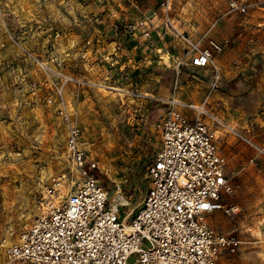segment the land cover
Masks as SVG:
<instances>
[{
	"label": "rangeland",
	"instance_id": "374dc122",
	"mask_svg": "<svg viewBox=\"0 0 264 264\" xmlns=\"http://www.w3.org/2000/svg\"><path fill=\"white\" fill-rule=\"evenodd\" d=\"M108 1L0 0V264H28L9 259L5 250L39 214L42 183L65 164V129L57 103L47 101L57 72L91 83L67 84L65 106L98 161L111 205L128 214L127 222L148 187L146 168L159 146L157 124L166 106L156 98L175 94L200 104L208 95L205 106L218 117L214 135L234 185L222 202L237 207L236 213H210L209 223L242 241L218 264H264V155L255 149L264 147V0H238L244 12L231 11L228 0H171L168 16L161 0H119L109 11ZM154 17L168 43L153 51L151 63L129 66L130 72L120 63L127 55L121 47L144 36ZM167 19L190 39L207 33L224 44L216 57L218 88L210 90L208 68L189 66L190 52ZM102 26L109 27L106 33L94 30ZM98 35L105 36L98 48L106 47L87 65L77 44L86 47ZM153 79L163 94L151 86Z\"/></svg>",
	"mask_w": 264,
	"mask_h": 264
},
{
	"label": "built area",
	"instance_id": "2783aa9c",
	"mask_svg": "<svg viewBox=\"0 0 264 264\" xmlns=\"http://www.w3.org/2000/svg\"><path fill=\"white\" fill-rule=\"evenodd\" d=\"M228 4L231 11L246 8L238 0ZM160 7L168 16L171 0H161ZM169 24L190 52L189 66L208 68L210 90L218 88L216 57L224 44L207 33L190 39ZM143 33L145 38L150 34L146 29ZM180 65L181 61L174 65L176 77ZM56 77L47 101L57 103L56 113L65 129V164L42 183L39 214L6 248L9 259L28 264H218L223 253L238 249L240 239L215 231L209 223L210 213H236L237 207L222 202L234 185L225 173L226 159L214 135L218 117L205 106L208 95L200 104L177 100L175 94L156 98L166 106L157 124L159 146L146 168L148 187L127 222L128 214L121 216L111 205L99 180L98 161L84 147L83 130L70 106H65L67 84L91 83L65 72ZM255 149L264 155V147Z\"/></svg>",
	"mask_w": 264,
	"mask_h": 264
},
{
	"label": "crops",
	"instance_id": "0c3cea01",
	"mask_svg": "<svg viewBox=\"0 0 264 264\" xmlns=\"http://www.w3.org/2000/svg\"><path fill=\"white\" fill-rule=\"evenodd\" d=\"M110 1L113 2V4L110 3ZM108 1V7L107 10H111L113 6H115V1H119V0H110ZM106 12L105 14L109 15V12ZM152 23V27H149V37L145 38L142 35H138L137 37V42L134 41H130L127 40V42H124L123 44V48L121 47V51H126L125 53L127 54L126 57H122V59H120V63H123L122 65H126L125 68L131 72L132 69L129 68V66H132L136 69L139 68V66H147L149 63H151V59L155 56L153 54V51H157L160 46H165V44H167L168 42H166L163 38H161V33L160 31H162V25H161V19L159 18H151L149 20ZM109 26V25H108ZM109 27L106 26H102V27H96L94 30L98 31V32H103L106 33L105 31H107ZM162 29V30H161ZM140 32V31H139ZM138 34H141V32ZM167 33H165L164 37H167L166 35ZM135 37L131 38L135 40L136 38V33L134 34ZM101 35L97 36V39L95 41L98 42H92L91 44L87 45L86 47L81 46L80 44L82 42H80V44H77V47L79 48L77 51L78 54V58L79 56H86L87 58L84 60L86 62L87 65L92 64V62L97 58V51L98 50H102L106 47V43L102 44V47L98 46L99 44V40L102 39L104 40L105 36H101V38H99ZM95 37V36H94ZM125 36H124V40H125ZM171 38V37H169ZM146 39V40H145ZM174 44H175V51H180V46L178 45L179 43L174 39L173 40ZM137 43V44H135ZM150 47V48H149ZM83 48V49H81ZM79 60V59H78ZM82 61V60H79ZM78 62V61H77ZM79 64V62H78ZM219 64V63H218ZM195 68V67H193ZM136 72V71H135ZM151 86L154 88H156L157 93L161 92V94H163L165 92L164 88L159 89V86L153 81H151ZM175 97V96H174ZM178 99V98H177ZM180 100V99H178Z\"/></svg>",
	"mask_w": 264,
	"mask_h": 264
},
{
	"label": "bare ground",
	"instance_id": "6f19581e",
	"mask_svg": "<svg viewBox=\"0 0 264 264\" xmlns=\"http://www.w3.org/2000/svg\"><path fill=\"white\" fill-rule=\"evenodd\" d=\"M173 26H174V25H173ZM57 74H58V72H57ZM57 74H56V75H57ZM176 99H177V98H176ZM177 100H178V99H177Z\"/></svg>",
	"mask_w": 264,
	"mask_h": 264
}]
</instances>
